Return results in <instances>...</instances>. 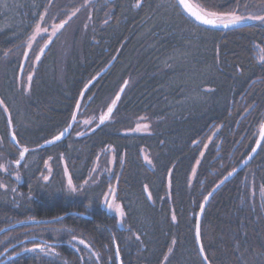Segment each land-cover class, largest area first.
<instances>
[{
  "label": "trees",
  "instance_id": "trees-1",
  "mask_svg": "<svg viewBox=\"0 0 264 264\" xmlns=\"http://www.w3.org/2000/svg\"><path fill=\"white\" fill-rule=\"evenodd\" d=\"M190 1L243 23L178 0H0V251L55 252L10 264H118L116 247L121 264H264V137L241 167L264 126V0ZM44 15L66 23L34 64Z\"/></svg>",
  "mask_w": 264,
  "mask_h": 264
},
{
  "label": "rangeland",
  "instance_id": "rangeland-1",
  "mask_svg": "<svg viewBox=\"0 0 264 264\" xmlns=\"http://www.w3.org/2000/svg\"><path fill=\"white\" fill-rule=\"evenodd\" d=\"M9 4V3H7ZM3 5L5 8V11L8 10V6ZM264 16V15H263ZM46 15L43 16V20L39 22L31 36L26 40V42L23 44V50L26 52L31 51L33 52V63L36 64L39 57L41 56V53L43 50H45V47L48 45L49 41L53 39V37L60 31L58 26L61 23H46L45 22ZM230 18L224 19L226 21H229ZM47 31H44V30ZM33 72V71H32ZM148 125L141 121L136 129L135 132L137 133H145L148 130ZM144 162L150 164V159L147 155V153H143ZM95 169L93 171L92 180H97L102 174L109 173L111 167H112V155L111 150H105L100 154V157L98 158L97 163H95ZM47 171L45 173L44 177H49L50 175V166L47 164ZM116 196V188H110L106 196L103 200V207L108 210L110 213L115 215L119 219V223H122V219L124 217V211L121 205L115 200ZM109 205L112 207L110 208ZM121 211L123 212V215H121ZM80 242V241H79Z\"/></svg>",
  "mask_w": 264,
  "mask_h": 264
},
{
  "label": "water",
  "instance_id": "water-1",
  "mask_svg": "<svg viewBox=\"0 0 264 264\" xmlns=\"http://www.w3.org/2000/svg\"><path fill=\"white\" fill-rule=\"evenodd\" d=\"M180 5L186 11L185 13H187L193 19H195L198 23L203 24V25H207V26H211V27H216V28H231V27H234V26H237V25H241L243 23L241 21H238L237 23H234L233 24V23H229V21H226L223 18H220V17H217V16L206 15L204 12H202V10H200L198 7H196L190 0H184V3L183 4H180ZM193 13H195L196 15L203 16L204 19H212L214 21V23L213 24H204V23H202L201 20L196 19V15H193ZM225 24H228V27H224ZM64 135H65V133H63V135L61 136V138ZM263 137H264V126H263V128L261 130V134H260V136L258 138V141H257L256 145H255L256 151L255 152H253V151L251 152V154L248 156V158L242 164V166H241L242 168H243V166H246L249 163V161L251 160V158L254 157L253 155H255L257 153V151H258V149H259V147L261 145V142L263 140ZM13 140L15 141V138ZM55 141H57V140H53V141H51V143H48V144H52ZM23 153H24V155H23V158H24L26 152L24 151ZM23 158H21L20 162L23 160ZM241 167H240V169H241ZM234 174H235V172L232 173L231 176H228L227 179H230L231 177H233ZM217 188H215L214 191H216ZM210 196L205 201V203L203 205V210H204V207H205L207 201L209 200ZM202 213H203V211H200L198 221L201 218ZM39 223H46V222H39ZM14 228H16V227H11V228L5 229L3 232H0V235L3 234V233H5V232H7V231H9V230H11V229H14ZM115 252H116V257H117L118 264H121L120 255H119V252H118L117 247L115 248ZM201 255H202V257H204V253L203 252H201ZM206 264H208V262H206Z\"/></svg>",
  "mask_w": 264,
  "mask_h": 264
},
{
  "label": "snow or ice",
  "instance_id": "snow-or-ice-1",
  "mask_svg": "<svg viewBox=\"0 0 264 264\" xmlns=\"http://www.w3.org/2000/svg\"><path fill=\"white\" fill-rule=\"evenodd\" d=\"M178 2H179L180 4H183V3H184V0H178ZM135 6H136V7L141 6L139 0H137V4H136ZM193 15H196V14L193 13ZM206 15H213V16H215L216 14H215V13H210V14H206ZM251 18L258 19V20H261V21H264V16H256V17H251ZM196 19L201 20L202 23H204V24H213V23H214V21H213L212 19H204L203 16H200V15H196ZM242 19H244V17H242V16H237V15H235V14L233 13V14H230L229 23H233V24H234V23H237L238 21H240V20H242ZM41 20H43V17H41ZM65 23H66V21H65L64 23H61V24L58 26V28H59V29H62V28L65 26ZM224 27H228V24H225ZM44 31H47V30L45 29ZM28 79H29V81H31L32 77L29 76ZM125 84H127V81L125 82ZM121 91H123V89H121ZM117 99H119V96H117ZM2 103H3V101H0V104H2ZM113 104H115V101H113ZM77 107H79V105H77ZM108 112H109V113L112 112V108H111V107L108 108ZM101 122H103V117L101 118ZM62 135H63V133H61L60 136L55 137V139H56V140H59V139L61 138ZM14 138H15V137H14ZM49 143H51V141H49ZM25 151H27V149H25ZM252 151L255 152L256 149L254 148ZM23 155H24V153L21 152V153H20L21 158H23ZM15 163L19 164V160H16ZM0 167H2V166H0ZM234 171H235V170H234ZM231 175H232V173H229V176H231ZM45 179H47V177H45ZM225 179H227V177H225ZM69 184L71 185V181H69ZM209 195H211V193H210ZM205 200H207V197H205ZM109 207L111 208L112 206L109 205ZM201 211H203V207H202V206H201ZM121 215H123V212H122V211H121ZM172 219H173V220L176 219L175 215L172 216ZM196 236H197V240L199 241V239H200L199 227H197ZM73 239H76V237L73 236ZM80 243H81V244H84V241L81 240ZM38 247H39V246H38ZM86 247H87V245H86ZM199 250H200V252H203V251H204V247L201 245V247H200ZM26 251H35V249H26ZM40 252H41V253H44L45 255L53 254L51 251H48V250H46V249L43 248V247L40 248ZM205 259H207V257H205Z\"/></svg>",
  "mask_w": 264,
  "mask_h": 264
},
{
  "label": "flooded vegetation",
  "instance_id": "flooded-vegetation-1",
  "mask_svg": "<svg viewBox=\"0 0 264 264\" xmlns=\"http://www.w3.org/2000/svg\"><path fill=\"white\" fill-rule=\"evenodd\" d=\"M49 43H50V41H49ZM44 51V50H43ZM43 51H42V53H43ZM39 60V59H38ZM108 211V210H107ZM30 239H32V240H37V241H41L42 242V244H36V246H34V247H31V248H28V249H35V251H38L39 252V254L41 255V256H46V257H53V254H50V255H45L44 253H41L40 252V248L41 247H43V248H45L46 250H48V251H51V250H49V249H47V246L45 245L46 244V241L45 240H42V239H40L39 240V238H36V237H32V238H30ZM39 246V247H38ZM9 249H12V248H9ZM26 252H28V251H26V250H23V251H17V252H15V253H10V250H5V252L4 251H0V264H10L13 260H17L18 258H20L22 255H24V253H26ZM52 253H55L54 251H51ZM35 254V253H34Z\"/></svg>",
  "mask_w": 264,
  "mask_h": 264
}]
</instances>
